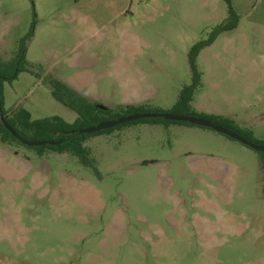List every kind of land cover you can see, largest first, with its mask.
<instances>
[{
    "label": "rangeland",
    "instance_id": "rangeland-1",
    "mask_svg": "<svg viewBox=\"0 0 264 264\" xmlns=\"http://www.w3.org/2000/svg\"><path fill=\"white\" fill-rule=\"evenodd\" d=\"M238 27L197 59L192 106L264 142V0H232ZM36 75L5 83V108L77 114L58 79L109 109L170 111L192 84L190 49L228 17L224 0H0V58L30 31ZM69 154L0 147V264H264L263 155L200 126L138 123ZM146 162H152L145 165Z\"/></svg>",
    "mask_w": 264,
    "mask_h": 264
},
{
    "label": "trees",
    "instance_id": "trees-1",
    "mask_svg": "<svg viewBox=\"0 0 264 264\" xmlns=\"http://www.w3.org/2000/svg\"><path fill=\"white\" fill-rule=\"evenodd\" d=\"M224 1L228 7V17L223 23H221L209 33L206 40L200 41L190 49L188 62L192 73L193 82L190 86L183 88L180 93L179 100L174 105L172 110L168 112L162 110H149L146 105H143L120 107L115 110L108 109L107 111H103L96 107L97 104L91 103L88 99L73 90L63 81L51 79L49 83L52 87L53 98L77 114V118L73 123H68L58 116L33 120L31 113L22 105H16L9 109L5 108V101L3 97V86L5 83L12 84L22 73L38 76L30 68L26 58V43L33 38L36 28V14H34V22L31 25L29 33L19 46L18 52L8 61L2 60L0 58V108L2 114L4 115L5 121L17 133V135L25 141H55L57 143L53 146L33 148L37 151L39 156H43L47 152L69 154L73 157H76L83 166L93 168L94 170L95 166L94 161L91 159V152L87 147H85V143L92 136L110 134L113 131L119 130L125 126L138 123L161 125L179 123L190 126L188 123L172 122L163 118L143 119L137 122L120 125L113 129L101 131L97 134H80L81 131L95 127L102 122L117 120L132 114L170 113L180 116L202 117L239 134L250 142L264 145V142H258L254 140L252 132L240 129L232 119L223 116L198 114L192 106L194 96L200 87L201 82V73L199 72L197 66V59L199 55L204 49L212 46L221 35L234 31L238 27L240 21L239 15L232 7V0ZM20 146L28 147L22 144V142L16 137H14L11 132L5 128L2 121L0 120V147L12 149L13 147ZM261 154L263 155L264 169V153Z\"/></svg>",
    "mask_w": 264,
    "mask_h": 264
},
{
    "label": "water",
    "instance_id": "water-1",
    "mask_svg": "<svg viewBox=\"0 0 264 264\" xmlns=\"http://www.w3.org/2000/svg\"><path fill=\"white\" fill-rule=\"evenodd\" d=\"M96 107L100 110L107 111L109 108L105 107L103 105H96ZM157 118H163L167 121H172V122H181V123H188L190 125L194 126H200L204 127L207 129L214 130L215 132L225 135L235 141H238L239 143L243 144L246 147H249L259 153H264V145H259L255 144L253 142H250L246 138L240 136L239 134L228 130L224 128L223 126L214 123L208 119L202 118V117H194V116H180V115H175V114H170V113H162V114H156V113H146V114H132L126 117L119 118L117 120H111L107 122H102L98 124L95 127L88 128L86 130H83L80 132V134H97L101 131H106L109 129H113L115 127H118L120 125H125L131 122H137L143 119H157ZM0 120L2 121L3 125L7 130L11 132V134L16 137L19 141L22 142V144L30 147V148H35V147H45V146H53L56 145L57 143L55 141H50V142H28L23 139H21L17 133L7 124L5 121L4 115L2 114L1 108H0ZM152 162H146L145 165L151 164Z\"/></svg>",
    "mask_w": 264,
    "mask_h": 264
},
{
    "label": "crops",
    "instance_id": "crops-1",
    "mask_svg": "<svg viewBox=\"0 0 264 264\" xmlns=\"http://www.w3.org/2000/svg\"><path fill=\"white\" fill-rule=\"evenodd\" d=\"M73 90H75L74 88H72ZM76 92H78L77 90H75ZM79 93V92H78ZM194 108V107H193ZM195 110V109H194ZM196 111V110H195ZM196 113H197V111H196ZM204 114V113H203ZM206 115H208V114H206Z\"/></svg>",
    "mask_w": 264,
    "mask_h": 264
}]
</instances>
